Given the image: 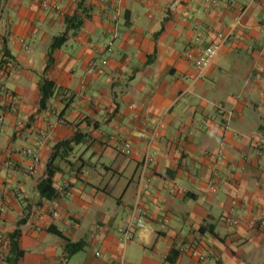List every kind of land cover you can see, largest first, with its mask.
Masks as SVG:
<instances>
[{
	"label": "crops",
	"instance_id": "crops-1",
	"mask_svg": "<svg viewBox=\"0 0 264 264\" xmlns=\"http://www.w3.org/2000/svg\"><path fill=\"white\" fill-rule=\"evenodd\" d=\"M174 1L0 0V95L9 90L17 103L0 123V195H9L0 264H264V0L242 18L249 0ZM73 17L82 24L69 30ZM219 33V53L194 81L185 52L199 53ZM104 55V73L89 74ZM42 76L54 84L44 109ZM160 120L149 145L141 134ZM77 132L81 142L54 160L55 217V198L38 185L55 144ZM42 133L32 175L23 150ZM148 153L150 187L140 202L149 231L134 228L125 242L120 229L131 220ZM231 207L237 225L224 221Z\"/></svg>",
	"mask_w": 264,
	"mask_h": 264
},
{
	"label": "built area",
	"instance_id": "built-area-1",
	"mask_svg": "<svg viewBox=\"0 0 264 264\" xmlns=\"http://www.w3.org/2000/svg\"><path fill=\"white\" fill-rule=\"evenodd\" d=\"M254 2V0H249V3L242 9L240 13V18L243 17V15L246 13L248 10V7L251 5V3ZM178 3V0H175L172 3V7H175ZM212 4H216L215 1L212 2ZM44 6H47V3H44ZM225 41V36L223 33H219L218 35V41L212 43L199 53H194L191 50H187L184 54L185 58L188 59L189 61L193 62L197 74L194 77V81L204 79L206 76V71L209 69L211 64L213 63L214 59L216 58L217 54L219 53L223 43ZM27 48V47H26ZM111 48L107 47V51L111 52ZM108 56L104 55L98 60L92 61L89 66H88V73L91 75H100L104 73L105 71V66L108 64ZM17 108V103L15 101V97L12 94L11 91L9 90H4L2 94L0 95V123L3 124L4 119H5V112L7 110L9 111H15ZM220 112H223V109H219ZM64 122V121H61ZM163 125V121L160 120L157 127L151 132V133H142L141 137L146 138L148 141V144L151 145L154 140L156 139L160 127ZM225 130H230L228 125H225L223 127ZM44 137L45 133L41 134V137L37 139L33 145L25 148L23 150V154L25 158L27 159V166L26 170L29 174H35L37 172L38 166L41 162L40 158V148L42 147L44 143ZM123 153L125 154H130L131 153V146L128 143H125L123 145V148L121 149ZM218 157L221 158L223 157L225 150L223 148H220L218 152ZM152 161L151 155L148 153L143 161L142 164V177L139 183L138 187V194L136 198V203L133 206L132 210V216L130 222L123 226L120 231L123 237V240L126 242L128 241L131 236H132V230L134 228L142 229L144 231H149V228L147 227V220H148V214L147 211L143 208L141 205V196L150 187V180L146 179L144 177V172L149 165V163ZM65 187H62L59 190V195H62L64 193ZM9 195L7 194H1L0 195V212L5 211L7 202H8ZM235 202L233 201V205ZM52 207H53V212L52 214L57 217L60 214V208L57 202V198L53 199L52 201ZM233 207L230 208L229 213L225 216L224 221L230 225H237L239 224V220L235 218L231 212H233ZM262 224H264V219L262 221ZM181 251H187L191 253L193 256L198 257L201 261H206V257L204 255L198 254L195 249H180ZM3 254V245L2 241L0 239V259L1 255Z\"/></svg>",
	"mask_w": 264,
	"mask_h": 264
},
{
	"label": "trees",
	"instance_id": "trees-1",
	"mask_svg": "<svg viewBox=\"0 0 264 264\" xmlns=\"http://www.w3.org/2000/svg\"><path fill=\"white\" fill-rule=\"evenodd\" d=\"M81 24H82L81 20H77L76 17H73V18L69 19L68 29L69 30L77 29L81 26ZM67 39H68V33L67 32L56 37L53 40V43L51 45L50 53L55 48H60L63 44H65ZM5 56H7L9 58L8 53H5ZM50 61H52V58L50 59ZM39 88H40V97H41L40 98V107H41V109H44V108H46L47 103L50 100V98L53 96L54 84L52 83L51 80L47 79L45 76H42L40 78V81H39ZM83 136H84L83 134H81L80 132H77L72 140L60 141L57 144H55V146L53 147L51 160L49 161V163L47 165V177L38 185L41 196H43L47 199H53L57 196V191L55 190V188L53 186V178L57 172V169L54 166V160L56 159L57 156L65 158L66 154H68L70 151H72L74 146L78 145L81 142ZM19 234H20V231L15 230L10 235V243L12 246V250H13V252H15L16 256H19L21 254V250L18 247V242L16 241ZM82 248H83V245L79 244V243L78 244H69L67 246V249L70 253L78 252ZM2 255H1V258H2Z\"/></svg>",
	"mask_w": 264,
	"mask_h": 264
}]
</instances>
